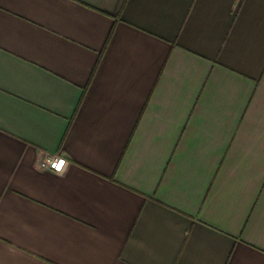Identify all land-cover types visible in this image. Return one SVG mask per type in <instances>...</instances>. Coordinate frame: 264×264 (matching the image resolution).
I'll return each instance as SVG.
<instances>
[{
  "label": "crops",
  "instance_id": "crops-1",
  "mask_svg": "<svg viewBox=\"0 0 264 264\" xmlns=\"http://www.w3.org/2000/svg\"><path fill=\"white\" fill-rule=\"evenodd\" d=\"M0 264H264V0H0Z\"/></svg>",
  "mask_w": 264,
  "mask_h": 264
},
{
  "label": "built area",
  "instance_id": "built-area-1",
  "mask_svg": "<svg viewBox=\"0 0 264 264\" xmlns=\"http://www.w3.org/2000/svg\"><path fill=\"white\" fill-rule=\"evenodd\" d=\"M66 165V160L59 156L45 158L41 161V168L44 170H51L55 173H62Z\"/></svg>",
  "mask_w": 264,
  "mask_h": 264
}]
</instances>
